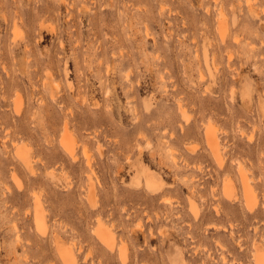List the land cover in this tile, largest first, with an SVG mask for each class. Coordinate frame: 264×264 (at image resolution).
Masks as SVG:
<instances>
[{"label":"rangeland","instance_id":"obj_1","mask_svg":"<svg viewBox=\"0 0 264 264\" xmlns=\"http://www.w3.org/2000/svg\"><path fill=\"white\" fill-rule=\"evenodd\" d=\"M255 249L264 0H0V264Z\"/></svg>","mask_w":264,"mask_h":264},{"label":"bare ground","instance_id":"obj_2","mask_svg":"<svg viewBox=\"0 0 264 264\" xmlns=\"http://www.w3.org/2000/svg\"><path fill=\"white\" fill-rule=\"evenodd\" d=\"M206 138H207V141L209 142V145L211 146L212 153L215 156H218V144H217L216 139H215L214 131L211 128H209L207 130ZM242 183H243V187H244L245 197H247V198L252 200L253 194H252L251 190L248 189V187H247V185L245 183V180H242ZM193 213H196V212H193ZM100 230H103V228L100 229ZM104 232H105V230H104ZM104 232H102V233L100 232L103 238H111L110 235H107L108 234L107 232H106L107 234H105ZM108 240L112 241V239H108ZM66 256L68 257L69 263H72L73 262V257L71 256V253H69V251L66 252ZM252 259H253L254 264H264V257L261 254H259L256 249H255V253L253 254V258Z\"/></svg>","mask_w":264,"mask_h":264}]
</instances>
